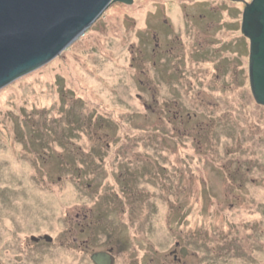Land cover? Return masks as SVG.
Segmentation results:
<instances>
[{
  "label": "rangeland",
  "instance_id": "obj_1",
  "mask_svg": "<svg viewBox=\"0 0 264 264\" xmlns=\"http://www.w3.org/2000/svg\"><path fill=\"white\" fill-rule=\"evenodd\" d=\"M252 1L112 3L0 89V264H72L31 238L89 225L96 249L115 238L116 264H264Z\"/></svg>",
  "mask_w": 264,
  "mask_h": 264
},
{
  "label": "water",
  "instance_id": "obj_2",
  "mask_svg": "<svg viewBox=\"0 0 264 264\" xmlns=\"http://www.w3.org/2000/svg\"><path fill=\"white\" fill-rule=\"evenodd\" d=\"M116 2L134 0H0V89L60 56ZM241 32L250 40L252 92L264 106V0L246 5Z\"/></svg>",
  "mask_w": 264,
  "mask_h": 264
},
{
  "label": "flooded vegetation",
  "instance_id": "obj_3",
  "mask_svg": "<svg viewBox=\"0 0 264 264\" xmlns=\"http://www.w3.org/2000/svg\"><path fill=\"white\" fill-rule=\"evenodd\" d=\"M194 53H196V51ZM132 194H134L135 196L137 195V193ZM84 219H88L87 216H84ZM91 224H93L92 221ZM96 230L97 229L91 225L87 227L77 226L66 228L64 231L54 237L50 235H38L37 237L33 236L31 238L33 245L32 249H40L49 252V250L54 247V245H58L60 250H71L73 252H76L77 256H79V258L77 257L73 260L72 264H94L92 261L93 255L96 253H103L109 260L108 264H116L117 258L114 250L115 248L111 247V244L115 242V238H105V240L103 241L104 248L96 249V247L94 246L95 242H97L98 238H100V236H97ZM101 240L102 239H100V241ZM42 254L45 253H41V255ZM180 255V251L176 249L173 257L175 260H178L181 257Z\"/></svg>",
  "mask_w": 264,
  "mask_h": 264
},
{
  "label": "bare ground",
  "instance_id": "obj_4",
  "mask_svg": "<svg viewBox=\"0 0 264 264\" xmlns=\"http://www.w3.org/2000/svg\"><path fill=\"white\" fill-rule=\"evenodd\" d=\"M105 256H106V255H104V254L102 253L101 257L105 259V258H106ZM105 261L107 262L106 264H108V262H109L108 258L105 259Z\"/></svg>",
  "mask_w": 264,
  "mask_h": 264
},
{
  "label": "trees",
  "instance_id": "obj_5",
  "mask_svg": "<svg viewBox=\"0 0 264 264\" xmlns=\"http://www.w3.org/2000/svg\"><path fill=\"white\" fill-rule=\"evenodd\" d=\"M139 196H140V195H138V194H137V195H136V196H134V197H137V198H139ZM136 200H137V199H136Z\"/></svg>",
  "mask_w": 264,
  "mask_h": 264
}]
</instances>
